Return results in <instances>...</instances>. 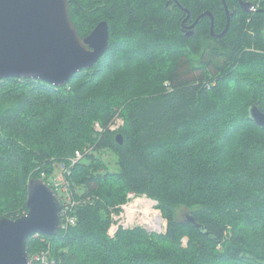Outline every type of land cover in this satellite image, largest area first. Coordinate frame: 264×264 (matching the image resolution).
<instances>
[{"label":"trees","instance_id":"16d2710c","mask_svg":"<svg viewBox=\"0 0 264 264\" xmlns=\"http://www.w3.org/2000/svg\"><path fill=\"white\" fill-rule=\"evenodd\" d=\"M168 1L69 0L81 38L109 24L104 57L64 87L0 80V220L25 215L29 182L83 153L69 177L76 224L30 238L31 264H264V129L252 119L264 112V0H242L252 12L240 0H178L192 21L210 12L216 34L225 1L221 39L209 17L186 38V15ZM129 194L157 201L166 231L111 238Z\"/></svg>","mask_w":264,"mask_h":264},{"label":"water","instance_id":"95a60500","mask_svg":"<svg viewBox=\"0 0 264 264\" xmlns=\"http://www.w3.org/2000/svg\"><path fill=\"white\" fill-rule=\"evenodd\" d=\"M179 4L178 0H169ZM226 29L216 34L215 19L210 12L192 21L186 18L183 32L192 39L196 27L205 17L211 19V35L221 39L228 31L233 14L226 2ZM246 12L255 10L253 3L240 0ZM110 47V27L101 22L81 38L70 14L69 0H0V80L9 78L37 79L55 87H64L84 69H92ZM254 123L264 129V112L252 110ZM122 144V137H118ZM27 214L0 220V264H31L27 242L36 235L56 236L61 230L63 203L43 180L33 179L28 185ZM155 231L149 232L153 234Z\"/></svg>","mask_w":264,"mask_h":264},{"label":"rangeland","instance_id":"374dc122","mask_svg":"<svg viewBox=\"0 0 264 264\" xmlns=\"http://www.w3.org/2000/svg\"><path fill=\"white\" fill-rule=\"evenodd\" d=\"M96 124H98V123H96ZM95 128H96V125H95ZM103 155H104L103 156L104 161L109 166V169L111 171H118L119 168H118V165L116 163L118 161L117 155L114 153H111V152H105ZM57 167H58V165H56L54 167L55 172H56ZM134 197L135 196L129 194L127 202L120 205V207H119L120 210L112 212V214H111L112 224H111V227L108 231V235L111 238H115L116 234L118 233L119 229H121V228L122 229H129V228L139 226V227H143L145 230H147V229L149 230L150 229L149 228V222H150L149 219L152 218L154 215L160 216L161 220L163 222H160V227L158 228L160 230L157 232H154L153 234H158V232L166 231L168 223H167V220L163 217V213L158 209V203H155L157 201L152 200L150 198H144L143 196L142 197H135V199H134ZM139 199H140V201H139ZM143 199H145V201H143ZM149 201L152 203H150ZM141 202H142V204H144L143 206H140ZM137 203H139L138 205L140 207H136ZM129 204L132 205V208H130ZM153 204L155 205V208H154ZM127 206H128L129 216H128V213L123 209V207L125 208ZM131 211L133 212L132 215H131ZM153 212H155V214H153ZM190 215H191V213L189 212V210L187 208H184V207L179 208L177 211V219L178 220H185L188 217H190ZM132 225H134V226H132ZM112 227H115V233H114L115 235L114 236H111L109 234ZM148 232H151V231L149 230ZM187 241H188V239L184 240L185 245H187Z\"/></svg>","mask_w":264,"mask_h":264},{"label":"built area","instance_id":"2783aa9c","mask_svg":"<svg viewBox=\"0 0 264 264\" xmlns=\"http://www.w3.org/2000/svg\"><path fill=\"white\" fill-rule=\"evenodd\" d=\"M123 124H124L123 121L121 119L117 118L115 120V122L110 126V130L116 131V130H118V128L123 126ZM96 131H99V132L102 131V128L99 124H96ZM82 159H83V153H81L80 151H77L75 153L74 157L69 159L68 162L60 163L58 165V167L56 168V172H54L51 176L48 177L47 175L43 174V177L45 178V179H43V181L50 188H52L55 191V193L60 197V199L63 203V209L61 212V221H62L61 222V230L67 229L68 227L74 226L76 224L75 218H72L69 216V212L71 209L70 207L71 206L74 207L76 205V202L74 199V193H73L72 188H71V183H70L69 177L72 174L71 173L72 167L76 166ZM135 197H134V199H135ZM143 197L147 198L145 196H143ZM143 201H145V199H143ZM150 203H152V202H150ZM155 203H157V202H155ZM138 204L139 203H137L136 207H140V206L144 205V204L140 203V206H139ZM128 206L125 208L123 207V209L128 213V216H129ZM153 206L155 208L154 204H153ZM130 208H132V205H130ZM132 213L133 212L131 211V215H132ZM161 222H163V221L161 220ZM132 226H134V225H132ZM149 230L147 229V231H149ZM159 230L160 229H158V230L156 229L153 231L157 232ZM150 231H152V230H150ZM114 233H115V227H112L109 234L111 236H114L115 235ZM158 233H163V232H158ZM35 259L43 262L46 260V256L42 255V256H39Z\"/></svg>","mask_w":264,"mask_h":264},{"label":"bare ground","instance_id":"6f19581e","mask_svg":"<svg viewBox=\"0 0 264 264\" xmlns=\"http://www.w3.org/2000/svg\"><path fill=\"white\" fill-rule=\"evenodd\" d=\"M153 214H155V212H153ZM149 221H150L149 222V228H150V230L153 231V230H156V229H158L160 227L161 217L158 216V215L157 216L154 215L152 218L149 219Z\"/></svg>","mask_w":264,"mask_h":264},{"label":"flooded vegetation","instance_id":"af4514ba","mask_svg":"<svg viewBox=\"0 0 264 264\" xmlns=\"http://www.w3.org/2000/svg\"><path fill=\"white\" fill-rule=\"evenodd\" d=\"M172 4V3H171Z\"/></svg>","mask_w":264,"mask_h":264}]
</instances>
